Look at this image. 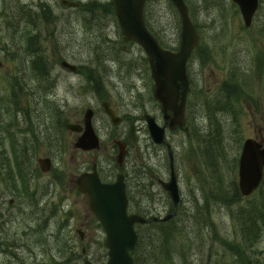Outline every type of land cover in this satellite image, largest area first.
<instances>
[{
	"label": "rangeland",
	"instance_id": "374dc122",
	"mask_svg": "<svg viewBox=\"0 0 264 264\" xmlns=\"http://www.w3.org/2000/svg\"><path fill=\"white\" fill-rule=\"evenodd\" d=\"M73 1L79 6H65L62 0H0V122L29 125L35 131L53 134L61 121L84 120L86 110L93 108L101 148L86 154L90 167L96 157L111 176L103 180L114 181L119 171L115 173V141L127 142L123 169L129 174L132 204L134 200L150 218L175 216L173 226L179 234L172 241L174 259L165 264H264L261 223L249 239L245 235L248 215L242 214L251 210L261 187L247 197L239 190L244 141H264V0H259L249 27L233 0H185L204 52H195L188 64L191 92L186 128H167L164 144L154 143L145 119L148 113L164 125L162 105L153 96L155 84L145 51L122 34L112 0ZM4 7H8L6 11ZM26 7L32 9L30 17L21 20L20 37L26 39L22 45L11 40L7 23ZM145 19L165 47L179 49L182 23L171 0H147ZM35 37L36 45L29 44L28 39ZM35 48L43 62L22 58L23 52L27 57L37 53ZM62 59L79 70L63 68ZM227 87L242 92L240 97L224 100ZM104 100L123 117L121 124L112 123L102 107ZM2 143L6 148L7 142ZM55 144H61L58 137ZM170 149L180 179L181 201L177 206L158 183L170 178ZM47 150L45 144L38 149L33 158L36 166L39 158L48 156ZM69 152L53 157L52 173L57 179L59 173L72 170L82 156L74 148ZM0 156L10 173L9 191H20L25 184L18 176L26 173L28 166L22 164L17 172L10 153ZM65 177L67 174L63 180ZM262 190L264 193V185ZM63 192H58L42 213H49L52 205L57 212L63 208L78 215L89 214V259L98 263L107 260L106 235L96 226L87 202L76 193L69 195L65 187ZM226 196L233 198L226 200ZM9 200L10 196L3 202L5 211L22 218L26 208L17 209ZM11 237L20 241L19 230ZM43 243L41 238L34 244L35 252H22L20 264H41L44 254L38 246ZM2 258L5 264H19L11 254L7 259L0 252Z\"/></svg>",
	"mask_w": 264,
	"mask_h": 264
},
{
	"label": "water",
	"instance_id": "95a60500",
	"mask_svg": "<svg viewBox=\"0 0 264 264\" xmlns=\"http://www.w3.org/2000/svg\"><path fill=\"white\" fill-rule=\"evenodd\" d=\"M241 9L246 26L252 24L253 16L259 6V0H233ZM146 0H112L114 13L118 19L122 34L127 40L137 42L148 55L152 78L155 82L154 97L162 105L165 118H169L171 129L186 124V106L190 91V77L187 71L188 61L193 50L200 41V36L189 14L185 0H172L177 8L182 23V38L179 50L174 51L163 47L156 36L149 30L144 18ZM67 6H78L79 3L63 0ZM62 65L71 71L77 66L63 61ZM105 111L114 124H119L122 118L117 116L110 106V102L103 104ZM172 111V115L168 112ZM94 111L89 108L85 113L86 129L79 137L75 147L84 150L100 148V140L92 125ZM151 135L156 143L165 140V128L161 127L155 118L146 115ZM69 128L77 129L76 124H69ZM120 153L118 162L122 165L126 144L119 142ZM42 170L51 169L49 158L39 160ZM264 180V141L248 138L244 141L239 162V189L244 196L253 194ZM169 191L175 204L180 201V193L174 170L169 182L163 183ZM80 192L86 193L89 198L90 210L102 223L107 239L108 260L106 264H134L131 251L138 241L135 228L136 223L145 219L137 214H128V199L124 176L119 174L113 183H104L97 172L96 165L93 171L81 175L77 180ZM167 217L165 220H167ZM85 264L93 263L86 260Z\"/></svg>",
	"mask_w": 264,
	"mask_h": 264
},
{
	"label": "flooded vegetation",
	"instance_id": "af4514ba",
	"mask_svg": "<svg viewBox=\"0 0 264 264\" xmlns=\"http://www.w3.org/2000/svg\"><path fill=\"white\" fill-rule=\"evenodd\" d=\"M7 8L8 7H4V10L6 11ZM31 9L32 7L22 8L19 15L15 16L16 18H14V21L7 23V27L11 29L13 34L11 40L18 41L22 45L26 39L20 37L22 28L21 20L23 18L25 19L30 17ZM12 15H14V13H12ZM41 15L42 11L38 13V18L41 17ZM43 15L47 16L46 11L43 12ZM28 41L29 44L36 45L37 38H29ZM201 46L202 37H200V43L196 46L194 53L198 50L200 51ZM34 50L37 53L33 56L27 57L23 52L22 58L32 62H43L44 60L38 55L40 53L36 50V48ZM203 52L204 49L201 50V55ZM1 65L2 61L0 62V66ZM50 72L51 71H45L44 74H49ZM189 100L190 96L188 102ZM106 101L109 100H104L102 102V106ZM111 107L115 110L112 103ZM115 112L118 114L117 110H115ZM163 118V126L168 128L170 119L165 118L164 113ZM186 118L188 120V116ZM63 122L64 121H61L59 123L58 130L53 134H50L49 131H35L29 125L21 127L19 125L6 124L5 121L0 122V155L4 152L10 153L13 157L18 155L19 158H22V163L28 166L26 168V173H23L22 176L17 175L19 181L22 179L25 184L22 189L20 191H9L8 183L10 181V173L6 164H3V162L5 163L4 158H0V252H2L4 256L7 255V259L11 254L13 261L17 259L19 264L22 252H35L34 244H37L41 238H44V243L38 246L39 252L44 254L43 259H40L41 264H85L86 260L89 259L88 231L90 230L91 225L89 214L78 215L70 210H64L63 208H60L59 212H57V209L52 205L49 213H42L47 204L50 203L54 197L57 198L58 192L60 194L64 193V187L69 195H72L73 193L80 195L84 201L87 202V206H89V198L86 194L79 191L77 180L81 175L89 173L92 170L93 164L96 165L99 175L102 177H111L105 172L100 161H97L96 157L90 167L89 161L85 157L86 154L90 152L89 150H83L75 147L77 140L84 132V121L77 119L76 121ZM67 122L79 124L80 127L77 129H70L66 125ZM185 128L186 127H184V129ZM57 137L61 141L59 146L55 144ZM3 141L7 142L6 148L2 143ZM44 144L48 148L46 151L48 156L44 157L52 159L55 154L68 155L70 153L69 148H74V150L79 152V154H82V156L78 159L79 161L75 164L72 170L69 171L66 169L65 171L59 173L57 179L56 175L52 173L55 168V163L52 169L48 172L42 171L39 165L36 166L34 164L35 159L33 158H35L38 149ZM57 148H60L58 153ZM169 155L170 177L173 169L177 176V180L180 181L179 174L177 173L174 165L171 149L169 150ZM124 164L121 167V172L124 173L127 182L129 174L125 169H123ZM13 167H15L17 172L20 169V165H17L16 163ZM118 170L119 168L115 170V173ZM66 174L67 177L63 180V177ZM61 178L62 180H60ZM169 180L170 178L167 180H158V183L168 195L169 192L164 187L163 182H168ZM31 185L33 187H31ZM8 196H10L9 202L13 207L17 209L20 208V210H24V207L26 208L27 213H23L22 218H14L15 216H19L21 214L15 215L5 211L3 202ZM164 217L159 215L152 216L151 218L156 222H166L173 219L168 218L167 220H163ZM96 222V226L104 230L102 223L97 218ZM18 230L21 240L13 241L14 238H12L11 235L17 234ZM0 260H3L2 264H5L4 258ZM7 264L10 263L8 262Z\"/></svg>",
	"mask_w": 264,
	"mask_h": 264
},
{
	"label": "trees",
	"instance_id": "16d2710c",
	"mask_svg": "<svg viewBox=\"0 0 264 264\" xmlns=\"http://www.w3.org/2000/svg\"><path fill=\"white\" fill-rule=\"evenodd\" d=\"M234 88H236V86ZM241 93L242 92H237V90L227 87L224 100H231L233 97L239 98ZM263 185L264 182L262 186ZM262 186L260 194H258V200L252 203L251 210L242 212L243 215H248L245 222V229L248 231H245V235H248L247 238L249 239L256 235V226H258V222L261 223V228L264 230V193ZM232 198L231 196H226V200ZM133 207L137 213H142V207L138 206L137 203L133 204L132 208ZM173 219L163 223H156L150 220L147 221V223L138 224V243L131 252L134 258V264H165L174 259L172 249L175 247L172 241L178 236L179 231L174 228ZM230 246L235 251L239 248L234 244ZM176 252L177 250L174 251V253Z\"/></svg>",
	"mask_w": 264,
	"mask_h": 264
}]
</instances>
